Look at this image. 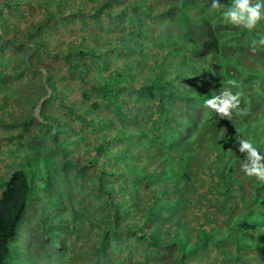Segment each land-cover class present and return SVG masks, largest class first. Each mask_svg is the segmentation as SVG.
<instances>
[{"label": "trees", "instance_id": "1", "mask_svg": "<svg viewBox=\"0 0 264 264\" xmlns=\"http://www.w3.org/2000/svg\"><path fill=\"white\" fill-rule=\"evenodd\" d=\"M211 3L0 0V83L30 80L40 90L28 97L50 89L42 102L61 100L48 118L77 131L85 156H72L93 174V197L83 194L100 212L90 217L101 252L113 233L152 264H264V183L241 171L238 145L250 139L264 155V47L250 50L264 21L233 26L222 16L232 0ZM225 88L246 116L204 107ZM39 140L0 182V264L31 198Z\"/></svg>", "mask_w": 264, "mask_h": 264}, {"label": "rangeland", "instance_id": "2", "mask_svg": "<svg viewBox=\"0 0 264 264\" xmlns=\"http://www.w3.org/2000/svg\"><path fill=\"white\" fill-rule=\"evenodd\" d=\"M8 81L0 83V182L18 166V156L32 148V141H43L40 158L34 156L38 166L33 168L37 178L32 179L31 198L11 240L14 246L6 264H152L153 258L145 255L142 244L131 239L116 241L111 238L113 233L106 244L107 236L103 239L101 252L102 225L94 228L90 217L91 211L100 212L94 211L93 201L84 198L85 193L93 197V174L72 156L77 153L81 161L85 156L84 151H77L82 145L77 131L70 129L74 127L65 118L67 125L48 118L56 110L61 113V100L42 102L50 89L38 100L28 97V92L40 90L37 83L31 87L30 80ZM86 124L90 126L89 119ZM44 147L54 155L47 154Z\"/></svg>", "mask_w": 264, "mask_h": 264}, {"label": "clouds", "instance_id": "3", "mask_svg": "<svg viewBox=\"0 0 264 264\" xmlns=\"http://www.w3.org/2000/svg\"><path fill=\"white\" fill-rule=\"evenodd\" d=\"M223 5L219 0H212L210 8L220 9ZM222 16L226 23L242 27L249 31L255 30L264 21V0H232L231 6L223 11ZM264 47V34L253 39L250 50L255 53L258 48ZM228 84L237 87L235 81L229 80ZM241 94L233 93L231 88H225L219 95L212 96L204 101V107L211 109L221 119L232 121L233 116H246L247 112L241 108ZM239 152L246 154L241 171L249 178L264 183V155L250 139H238Z\"/></svg>", "mask_w": 264, "mask_h": 264}, {"label": "water", "instance_id": "4", "mask_svg": "<svg viewBox=\"0 0 264 264\" xmlns=\"http://www.w3.org/2000/svg\"><path fill=\"white\" fill-rule=\"evenodd\" d=\"M35 113H36V111H35Z\"/></svg>", "mask_w": 264, "mask_h": 264}]
</instances>
